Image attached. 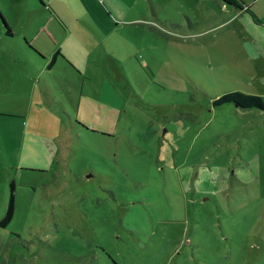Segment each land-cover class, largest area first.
<instances>
[{"label": "rangeland", "instance_id": "374dc122", "mask_svg": "<svg viewBox=\"0 0 264 264\" xmlns=\"http://www.w3.org/2000/svg\"><path fill=\"white\" fill-rule=\"evenodd\" d=\"M44 3L48 9L40 10L4 0L0 12L16 18L29 10L25 25L45 54L47 30L59 27L51 12L85 33L94 47L88 79L65 100L80 92L94 106L95 132L74 135L63 163L44 134L74 113L61 107L52 84L48 106L39 83L32 101L21 87L16 97L0 98V108L15 115L0 116V216L7 182L14 183L12 215L0 226V264H264V108L211 104L228 91L264 102L263 79L254 75L264 67L243 55L231 5ZM48 73L61 79L57 67ZM77 116L89 119L82 107ZM29 134L37 136L28 149L21 139Z\"/></svg>", "mask_w": 264, "mask_h": 264}, {"label": "crops", "instance_id": "0c3cea01", "mask_svg": "<svg viewBox=\"0 0 264 264\" xmlns=\"http://www.w3.org/2000/svg\"><path fill=\"white\" fill-rule=\"evenodd\" d=\"M3 1L4 0H0V10L1 7H3ZM25 1L30 6L33 4V6L40 10H43L44 7L48 9V6H45L44 0ZM46 1L50 3L53 2V0ZM101 2L103 4V0H101ZM238 3L239 7H226L231 8L234 18L237 19L239 38L241 42L243 41V55L247 59L254 60V65L264 67V0H238ZM7 7L6 5V9ZM8 13V9L5 13L0 12V98L16 97L17 87H21L24 93L29 97V100L32 101L35 84L39 83V87H37L36 90L42 97L44 96V104L48 106L51 98L53 100L52 93L50 92L52 84L55 92L60 95L62 100V102H60L61 107H65L64 104L66 103L74 113L72 117H68V125L65 124V126H63L61 124L59 126L60 130L58 129L59 131L54 134H44V141L52 147L53 153L51 156H53L58 153L59 149L62 151L65 146L68 147L74 135L79 136V133L84 131L95 132V130L89 128L91 127L90 120L96 119L94 116V106L87 100H81L80 92H78L75 100H65V95L66 97L70 95L68 92L75 90V88L81 91L83 78L88 79L83 76V73L85 70L89 69L87 60L93 59L91 51L94 47L92 44L83 40V38L86 37L85 33H82L80 29H69L59 20L58 16H55V14L51 12L52 17L58 22L59 27H57L56 31L47 30L46 34L50 39L51 48L49 51L46 50L47 53L45 54L39 49L38 45H41V41L37 34L30 32L25 25L27 21L29 22L33 19L29 10L23 13L22 16L16 18ZM17 18L21 19L20 30L15 26V20ZM87 18H90L91 20H89L91 22L93 19V23H95L93 15H89ZM87 18L84 15L79 16V20L85 28H88V25L91 24L87 22ZM4 24L8 27V31L5 30ZM42 33L44 34V29H42ZM242 34L244 37H241ZM55 51L58 53H55ZM52 55L54 56L50 62ZM16 67L22 68V80L19 79V86L17 84L15 85L14 80L16 76ZM33 67H35V70ZM54 67H57L58 70L61 71V81H57L58 79L53 78L48 73L49 70ZM73 70L77 72L75 73ZM254 75L256 78L263 79L262 81L264 82V72L262 75H257L256 73ZM39 77H42L41 80ZM65 84L66 87L64 88L63 85ZM83 97L86 99L87 96L83 95ZM80 107L83 108L89 119L82 120L77 116ZM0 112V116H15L7 114L11 113L7 109L0 108ZM100 114L102 115L103 111H101ZM5 124L6 123L0 122V127L4 126L6 129ZM33 135L34 134H29L27 138L24 135L21 139V143H24L28 149L34 146L31 140ZM35 136L37 135H34V137ZM4 141H8L6 137ZM37 150H39L38 147ZM45 151L46 149L44 148V160L49 161ZM27 154L30 156L31 151H28ZM66 154L67 150L62 151L63 163L66 160Z\"/></svg>", "mask_w": 264, "mask_h": 264}, {"label": "trees", "instance_id": "16d2710c", "mask_svg": "<svg viewBox=\"0 0 264 264\" xmlns=\"http://www.w3.org/2000/svg\"><path fill=\"white\" fill-rule=\"evenodd\" d=\"M221 1H223L226 5L239 7V3L238 1L236 2V0H221ZM4 27H5V30L8 31V27L5 24H4ZM55 53H58V52L55 51ZM53 56L54 55L51 56L50 62L53 59ZM222 103H231L235 107L240 108V109H246V108H251V107L258 108V109L264 108V102L260 96L256 94L243 93L240 91L225 92L221 94L220 96L215 97L211 101L212 105H218ZM7 186H8V196H7L5 208L3 210L2 215L0 216V226L5 225V223L10 219L12 215V211H13V189H14L13 180H9L7 182Z\"/></svg>", "mask_w": 264, "mask_h": 264}, {"label": "built area", "instance_id": "2783aa9c", "mask_svg": "<svg viewBox=\"0 0 264 264\" xmlns=\"http://www.w3.org/2000/svg\"><path fill=\"white\" fill-rule=\"evenodd\" d=\"M46 6V5H45Z\"/></svg>", "mask_w": 264, "mask_h": 264}]
</instances>
